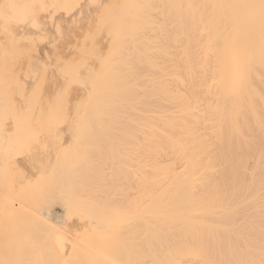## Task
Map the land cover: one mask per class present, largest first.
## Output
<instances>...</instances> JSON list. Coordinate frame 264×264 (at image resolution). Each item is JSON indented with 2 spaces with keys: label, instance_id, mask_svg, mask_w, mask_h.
Listing matches in <instances>:
<instances>
[{
  "label": "bare ground",
  "instance_id": "obj_1",
  "mask_svg": "<svg viewBox=\"0 0 264 264\" xmlns=\"http://www.w3.org/2000/svg\"><path fill=\"white\" fill-rule=\"evenodd\" d=\"M5 1L7 2L8 0H5ZM23 1L25 3H27V4H25V6H27L28 3H30L27 6V9L32 4L34 12H30V9H32L31 6H30L29 11H28V13L30 12L29 15L27 13H25L27 11V9L25 10V7L23 8L24 5L22 6V8L20 10L24 9L25 10L24 13L26 14V16L28 15L31 17V13H32V18L36 16L35 11H38L37 10L38 6L42 7V4H40V3L43 2V0H38V1L23 0ZM34 1L37 3L35 4ZM39 1H41V2L39 3ZM44 1H45V3L49 4V5L46 4V6H48L47 10L49 12H51V11L48 8H50L51 10L56 9L54 12L52 10V13L57 14L59 11H60L59 13H61L60 9L63 7V5L59 6V3H58L59 0L58 1L52 0V2L53 1L57 2V3L53 2L54 4L53 3L50 4L51 2L49 0H44ZM64 1L65 0H62L60 2V4L63 3ZM75 1H78V0H75ZM79 1H81V0H79ZM83 1L84 0H82L81 2H83ZM89 1H90V5L88 4L89 3L88 0H85L83 3L85 7L88 6V10L85 9L86 11H88L87 13L85 10H84L85 12H83V10H81V9H84V8H81L79 5V7L81 8V9L79 8L80 9L79 11H82V12H80L81 14L79 13V11H77V6H78L77 3L76 4L71 3V0L67 1V2L71 3L72 7L73 6L76 7L75 10L78 13L70 10L72 8L69 7L67 4L66 5L68 7L67 6L66 7L69 8L67 11H66V8L63 7V9L65 8L64 10L67 12V14L72 12L69 14V19L67 18L68 17L67 15H66L67 16L66 17L67 19H66L63 14H59V16L63 15V18L66 20V23H65L66 26H70V24H76L77 22H79L81 24L82 20L80 21V19H81L80 16L82 15V17L84 19V17H86L87 15L92 13V12L91 13L89 12V11H91V9L97 10L96 6L98 7L99 6L98 4L101 3V0H96L97 2H95L93 0V2H94L93 4L91 3L92 0H89ZM110 1H107V0L102 1V5L101 4L100 5L102 6V8L104 10H101L102 8L100 6L99 9L101 12L99 11V9L97 10L98 12L95 11L96 14H99V15H95L94 19H92L93 22L95 20V23H96L95 29H93V26H95V25H92V27H90L91 29L89 28V23L92 21L91 19L90 20L87 19L89 17L85 18V20L87 19L88 21L84 20L85 23L83 22V24H85L86 27L88 26L87 27L88 30H94V31H85V32H87L88 35H89V33L93 34L95 32V30H98L97 29V27H98L99 30H101V31L98 30L99 33L102 32L100 35H104L105 39H104V37L100 38L99 35H97V33H95L96 37H91V35H90L91 39L93 40V43L91 41V43L93 45L90 47V44L86 43V41H85L86 37L83 35L82 31H79V33L81 32L80 34H82V36L85 37V40L83 38H80L81 40H79V36H78L79 34L78 35L75 34L76 36L72 35L73 32L75 33V31H77V29H75L76 25H74V27H72V28L69 27V28H71L70 30L75 29V31L69 32L72 35V36L68 35L70 37V39L66 35L68 37V40H71L72 37L75 36V41L73 40L74 45L72 43H70V41H69V43L74 46V47L70 46L71 49L74 48V49H72L73 52L78 47V44L80 42L83 45H79V47L83 46V48H85V49L87 48V50L89 48V49H91V51H89V50L86 51V50H83L82 48L78 50V48H77L78 52L81 53L83 50L84 53L88 52L89 55L84 54L85 55L84 56L83 52L81 53L82 55H80V53L76 52V54L77 53L78 54L77 55L75 54L74 55L75 57H73V55L71 56L72 53H69V55L72 57V60H74L75 58L80 57V56L81 57L87 56L88 58L86 57L87 58L86 59V58L80 57L81 60H80V58H77V59H75V60H78L77 62L76 61L73 62L72 60L68 61V59L65 58V60H67V62H65L66 64H70L69 62H71V63L73 62V63L70 64L71 65L70 68L68 67V69L70 71L67 70L69 72H65V69L67 67L66 68L64 67L66 64L63 62L62 66L64 67V69H63L64 72L59 70L60 73L63 72L62 74L58 73L59 71L57 70V68L55 69V68H53V66L57 67V65H59L58 69H61L62 66H61L60 62L64 61V57L65 56L67 57L68 52L69 51L71 52L72 50L71 49L68 51L66 50V49L70 48L68 46V45H70L69 43L67 44L68 48L66 46V49H63L62 48L63 46H61V45H63L64 42H65L64 45H66V41L64 40L65 34L61 33L62 32L61 30H59L61 32H59L57 30V29H60V26L58 23H56V21L58 18V21L60 23V20H61L60 17L61 16L59 17L58 15H56L58 17H55L51 14L54 17L53 20L54 19L56 20V21L54 20V23H52L55 26L52 24H51L52 25L51 26L49 24V22L51 23V21H48V24L46 23L47 25L46 26L44 25L45 26L44 31H43V24H45V21L43 20V17L42 18L40 17V20L42 19L41 21L38 20L39 17L38 18L36 17L37 20L40 22L39 25H38L37 20L34 21V19H33L34 22H32L33 25H30L29 23H31V22H28L27 27L29 28V25H30V30H31V28L32 29L34 28L35 33L38 31V32H40L39 34H41V32H42V34L39 36V37H42V40L39 37H36L35 41L38 38V41L41 40L44 43L43 38L44 39L47 38V36L45 37V35H48L49 37L51 35H53L54 37L51 36L53 38H50V40L54 39L51 41L55 42V41H57V39H56L57 35L61 33L62 35L61 34L58 35L57 38H59V36H60L64 42L62 40H58V42L61 41V43L60 44L58 42H55V43H56V45L58 44L59 46L56 47L55 43H53V42H51V44H54L55 47L52 45H50V46H51V48H53V47L56 48V49L53 48L54 53H55V50L56 51H58V50H65L66 51V55H64V57L61 55L63 57L62 59H60V55L57 54V52L55 53V55L53 53V55L57 56V57H53L54 59H50V57L53 55H50V57L48 56L51 48L47 49V48H49L48 43L50 44V40H49V38H47L49 41L48 42L45 40L47 42L46 43L47 44L46 46H48L47 48L42 42L41 43L44 46L41 44V46L37 45L39 49L36 47L39 50L38 52L40 55L41 54L46 55V51L49 50L47 55L45 56V58H47V59H43L42 57H41L42 58L41 59L39 57L41 60H43L42 62L44 64L42 63V66H41L40 59L37 57L39 54L37 56H32L35 54V53L33 54V51L34 50L37 51L35 48H34V50L29 49L30 52L27 51L29 54L26 52V55L28 58L31 56L33 59H39V60H37V63L35 64L34 60L32 58H29V60L32 59V61H33V62H31V60H30L29 62L34 63L35 64L34 66L36 68H38L37 70L41 71V69H43V67L46 66L48 63V62L46 63L45 61L50 60L52 63V61L54 60L53 61V63H54L58 59L57 60V62L59 61L58 64L56 62V65H54L55 63L51 64L49 62L48 64H51L52 66L47 65V67L49 66V67H52L54 69V73L57 72L58 75L60 74L59 77H62V79H60L57 75L55 76L52 73L53 72L52 71L51 73L53 74V78H54V76L56 78L58 77L57 82H59V81L65 80L63 78V76L65 77L66 75H64V74H66V73H68V74L70 73L71 77L69 76L70 79L65 77L67 81L66 82L63 81L62 83L60 82L61 83L60 84V83L55 82L56 79H54L55 80L54 81V80H50L49 78H47V76L50 74L49 73L50 71L47 73L48 75H46V73L43 71V73L46 75V78L49 81V82H47V81L45 82L42 79V78L45 79V77H44L45 75L41 72L42 77L39 76L40 71H38L39 73H37L36 68H35V71L32 70L34 68V66H32L33 64L28 63V64H30V67H32V69H30V70H32L33 72H36L35 74H37V75H35V76L41 77V79H42L40 82L38 81L37 84L40 86L41 82L42 81L44 82V84L41 86V88L43 87L42 89H40L39 86H37L38 89H36L37 87L34 85V83H36L37 82L36 80H39V79H37L35 77L36 78L35 82H31V81H33V80H30L32 78L26 77L27 75L26 76L21 75V74L20 75L23 76V78L24 77L28 78V80H30V82L33 83L31 85H34L36 87L35 90H37V92L39 91V89L42 90V92H45L44 88L49 89L48 92L46 91L47 93L45 92L46 94L42 93L41 91L39 93H37V92H34L35 90L34 91L32 90L33 95H35V93H37L38 96H39V94L40 95L42 94L41 96L44 95L43 97H41L42 99H44L45 96L47 95L46 97L49 99V102L47 100L46 101L44 100L45 102L43 101L44 102L43 106L41 105L42 106L41 108L45 107L44 110H46L47 109L46 107H48L49 104L51 103L53 94L56 93V91H58L57 88H60V86H66L67 90L65 87H63L65 89V91H63V88L61 89L62 93H64L63 95H65V98H66V95H67L66 91H68V89H69L68 86H71V88H73L74 85H71V84H74V83H72V81L76 82V80H77V82L75 83L76 84L75 87L77 89L75 87L72 90L69 89L70 91H72V93L69 94L68 100L71 98L69 100V102L72 104L68 105L69 102L64 104V102L62 101V99L60 97L63 95H62V93L59 92V94H55L54 96H55V99L60 98L59 101H61V102L58 103L60 106H57V103H54V105H56V107L54 105H50V106L54 107V111L53 110L51 111V109H49V107L47 110H50L51 112L58 113L57 108L61 107V104L65 105V106L64 105L63 106L65 107L66 110H62L63 106L61 107V111L59 108V113L60 112H61V114L64 113V114H62L63 117L60 114L57 115L58 117L60 115L62 117V119L65 118V120L63 119L64 122H63V120L60 119L64 125L66 124V126H64V128H66L67 125H68V127H70L69 122H71V120L75 119V116H74L75 114H78L77 116L82 115L83 121H84V118H86V120L84 121L85 123L81 121V123H83L81 125H83V126L80 125V127H82L83 130H82V128L80 129L79 126H78V128H79V131L80 130L83 131L82 139H80L81 143L83 142V143L89 144L88 145L89 149L86 148V150L84 151V148L87 147V145H85L84 148L81 147V148H83L82 149L83 153H82V151H80L81 156L80 157L76 156L77 159L80 158V159H78V161L80 160L81 162H77V159H76L74 161H76L77 163H75L72 159H75L76 157L72 156V159H71V156L68 157V155H69L68 153L69 152L71 153L73 151H74L73 153H75L77 150L80 149L79 145L81 143H79L80 142L79 139H77V141H79V142H77L76 139H74V138H79V136L77 135L78 136L77 137L74 133L73 136H76V137H72V139H70L71 137L69 135H71V133H69V135L68 134L66 135V138H67V136L70 137L69 138L70 142L75 143V144L72 143L73 144L72 145L73 147H72V146H69V144H70L69 142L68 143L66 142V144H68L66 146H69V148L67 147V149L65 148V145L63 146L62 143L60 142L61 143L60 146H63L62 148L61 147L60 148L62 151H65V149H66V152H64L65 153L64 155L67 154L66 156L68 159L65 158L64 155H63V157L67 161L69 160V158L71 160L68 162L65 161L64 164L70 163V162H72V163L74 162V163L72 166L70 164L68 166L65 165V167H64L65 169H61V172H60V175H58V178H59V176H60V178L64 177L62 182H61V180L59 181L60 178L59 179L56 178V179H58L59 182L54 181V183L52 181H51L52 183L49 182V179H47L49 183L53 184L52 188H51V184L49 185L47 183L49 185V186L48 185L47 186L50 187L49 189L53 190L52 191L53 194H51V192H48L45 190H44V193L48 192L49 194L53 195L51 197L54 200L52 199L50 201L51 198H49L50 196L48 195V193L47 194L43 193L42 195L44 197L40 196L41 195L40 191L42 188L41 189L39 188L40 189L39 194H37L38 193L37 191L39 189L37 191L35 190L37 192L36 193L37 196L39 195L41 198H43V200H44V198L45 199L48 198V199H46V201H43V202H45V203H42L44 205L38 206L39 211L41 212V210H40L42 208L41 206H45L46 209L42 208V212L45 209V214H44L45 218H46V220L49 219L47 222H50V220L51 219L53 220V218L58 219V215H59L58 210L56 208V211H55V210H53V208H54V206H56L59 203V201L60 202L62 201L61 203H59L60 206H58L59 205L58 204L57 207L58 208L60 207V210L63 211L64 216H65V212L67 214V212L69 213L71 210H75V212H77V213H78V211H81V213H83V209H84L83 203L86 200L84 198H86L85 194H87L90 196V199L92 198L94 200V201L92 200V202H95V203H93V205H91L87 208V211L92 213V212L98 210V207L96 205L100 203V200L103 197H105L106 196L105 194L107 193V191H106L107 189L105 190V186L99 182L111 181V182H113L114 186H118L116 188L118 189L119 192L122 190V192H120L121 195H122L123 191H125L126 194H124L125 193L124 192L123 196L124 195L129 196V197L134 196V203L131 205L130 208H131V211H133L134 214L137 216V219H135V221L133 222L132 227L128 228V230H126L125 232L118 234L116 236L119 239L118 240L119 243H125L126 240H128L129 243H134L137 240L141 239V237L143 235L142 234L143 229L149 230V234L154 238H157V236L158 237L162 236L161 231L156 229L159 227H156V222L153 219V216H154V214H157L158 212L159 213H170L174 210L175 205L177 204L176 202H172V197L170 196L171 193L177 192V187L171 185V187L169 188V187H165V184H173L176 182L193 180V179L194 180L198 179L200 182H202V184H204L206 182H211V181L237 180V179L241 178L242 174H243V170H242L243 167L240 164V159L244 156H246L245 158H247L248 160L251 161L252 169L255 170L256 172H258L259 175H262L263 179H264V117H260V113H259V111L261 110V107L264 106V0H112L111 2ZM3 2H4V0H3ZM14 2H16V0ZM18 2H20V0H18ZM1 3L2 2H0V4ZM7 3H6V5L3 3L0 5V8H1L0 10L2 12L5 11V16H6L5 20H3L2 15L4 16V14H3L4 12L2 13V15H0V19L2 21V22L0 21V26L2 24V26L0 27L1 28L0 30H3L4 32H6V31L8 32V27H6V26H10L9 31L10 30L12 31L11 35H10V33H8V34L5 33V34H6V36H8V35L12 36L11 39L13 40V38H15V35L13 36V34H12L14 32L11 29L12 23H13V27H14V28L13 27L12 28L15 30V26L17 29L19 27V25H18L19 21H20L19 24L22 22V24H20V25H24L23 26L24 28H25L26 22H23L25 20L22 21V20H20V18H19V20L17 19V17L15 18V13L16 14L18 13L16 11H19L17 9L20 8L19 6H21V5H17L16 3H14V5L16 4L15 6H17V8H16V10H14V13L11 12L12 13L11 14V13H9V11H11L12 9H8V11H7V8H8L7 5L9 6L12 3V1L9 4H7ZM45 3L43 2V4H44L43 7L45 6ZM18 4H20V3H18ZM38 4H40V5H38ZM79 4H81V3L79 2ZM53 5H55V6H53ZM57 5H58V7H57ZM92 5H93V8H91ZM12 6L13 5L11 4L10 8ZM51 6L56 7V8H52ZM2 7H3V9H2ZM43 7L41 9L40 8H38V9H40L43 12L44 11L43 9L46 8V7H44V8ZM59 7H61V8H59ZM4 9H6V10H4ZM1 11H0V14H1ZM6 11L11 15L6 13ZM41 11L38 13L42 14ZM68 11H70V12H68ZM66 12L65 13L62 12V13L66 14ZM6 14H8L9 18L13 15L14 17H12V18H14V19L7 18ZM19 14L22 15L23 13H19ZM34 14H35V16H34ZM46 14H47L46 15L47 17L46 16L45 17L47 19H49L51 16L49 15V18H48V13L46 12ZM79 14H80V16H79ZM70 15L72 17L76 16V18H78V16H79L80 19L79 18L78 19L73 18V21H72V20H70V19H72V17ZM84 15H86V16H84ZM16 16L19 17L18 14ZM21 17H23V16H21ZM23 18L25 19V15ZM23 18H21V19H23ZM32 18L30 19V21L32 20ZM6 19H8V21ZM11 19L13 20L12 22H11ZM47 19H45V20H47ZM75 19H76V21L77 20L78 21L76 22ZM67 20L71 21L70 24L68 23ZM3 21H5V22H3ZM26 21H27V18H26ZM10 22H11V24H10ZM42 22H43V24H42ZM63 22H65V21H63V19H62V24H64ZM5 23H6V25H5ZM86 23H87V25H86ZM41 24H42V26H40ZM91 24H93V23H91ZM91 24H90V26H91ZM36 25L41 27L42 31H39L41 29H39V27H38V29H39L38 30L36 28L37 27ZM56 25H58V26H56ZM4 26H5L6 30L3 29ZM20 27H22V26H20ZM51 27H52V29H51ZM61 27L65 28V30L67 28L63 25ZM69 28H67L68 30H66V31H70ZM87 28H86V30H87ZM34 29H33V31H34ZM36 29H37V31H36ZM45 29H47L48 32ZM50 29L54 30L58 33H56V32L54 33V31H50ZM80 29L83 30L82 28H80ZM45 31H46V33H45ZM18 32H20L22 34L27 33L24 29H23L24 33L21 32V29ZM32 32L30 34H32L33 38H35V33L33 34ZM51 32H53V34L49 35V33H51ZM2 34L0 33V35H1L0 39L3 41ZM37 34L38 33H36V36L39 35V34L38 35ZM10 36H8L9 39L4 37L5 39H8L7 41L9 42L8 43L9 45H10V41H11ZM92 36H95V35L93 34ZM22 37H23V35H22ZM24 37H26V36H24ZM29 37H31V35ZM98 37H99V40H97ZM93 38L94 39L96 38L97 41L94 40ZM102 38H103V42H102ZM17 39H19V33L17 35ZM29 39L31 41H33L31 38H29ZM73 39H74V37H73ZM16 40H13L14 43H13V45H11L10 49H12V50H11L10 54L15 52L13 54L19 59V57H21V55L19 56L18 55L19 53L16 52L17 51L16 48L14 49L15 42L16 43L18 42ZM76 40L77 41L79 40V41L77 42ZM4 41H6V40H4ZM25 41H23V42H25ZM94 41H95V43H94ZM19 42H21V41H19ZM19 42H18L17 46H15V47H18V51L20 52L22 49L19 48V46H20ZM6 43H5L4 51H3V47H1L2 44L0 45V50L3 51V52L0 51L1 52L0 57H1V59L5 60V61L0 60V65L3 62H5V65H3V67L1 65L2 69L0 67V69L2 71H4V72H2L3 74H5V71L10 69L9 67L12 66V61H13V66H15V63H14L15 59L13 58L15 56H13V54H12L13 57L10 55L11 56V58H10L9 54H8L9 51L7 52V54L6 53L4 54V52H6L5 50H7V49L9 50L8 46H7L8 48H6ZM26 43H24V44H25V47L27 48V47H29V44H26ZM75 43L77 44V46ZM85 44H87L86 45L87 47H85ZM95 44L100 46V47L98 46L99 49L102 47V51L95 52V49L97 48L96 47L97 45L95 46ZM31 45H36V42L34 44H31ZM31 45H30V48L31 47L33 48V46H31ZM39 45H40V41H39ZM12 46H13V48H12ZM40 47L43 49L41 50ZM44 47L46 48V50L44 52L45 54L42 52V51H44ZM60 47L62 49H60ZM64 48H65V46H64ZM23 50H24V46H23ZM31 50H33V51H31ZM104 50L107 51L106 55H105L106 57L103 55L100 56V54H99L100 52H101V54H103L102 52ZM52 51L53 50L51 49L50 54H52ZM65 51H64V54H65ZM40 52H42V53H40ZM16 53L18 56L16 55ZM94 53H96V54H94ZM3 54H4V58H2ZM23 54H25V53H23ZM23 54H22V56H23ZM61 54H63V52H61ZM104 54H105V52H104ZM5 55H7V56H5ZM26 55L23 56L22 59L24 57H26ZM67 58H69V57H67ZM83 59H85V60L83 61ZM87 60H88V62H86ZM80 61H82V63L84 65L80 66L82 64ZM24 62L25 61L23 60L21 62V64ZM26 63H27V61H26ZM7 64H9V65H7ZM78 64H80V65H78ZM22 65H25V64H22ZM4 66H6V68L8 66L9 67H8V69L5 68L6 70L5 69L3 70ZM17 67H14V69ZM21 67L25 69V70L21 69L24 71H26V68L28 69V67L25 68V66H20V68ZM49 67H48V69L47 68L46 69L52 70ZM82 67L85 70V72L84 71L81 72ZM55 70H57V71H55ZM10 71H8V72H10ZM20 71L17 70V72H19V73H20ZM15 73L16 72H14V74ZM31 74H29V76ZM18 76H19V74H18ZM1 77H3V76H0V78ZM11 77L12 76H10V78ZM17 77H14V78H17ZM3 78H1V79H3ZM26 78H24V79L20 78L19 79V77H18L17 80L12 79V78L11 79H12V82H13V80H15V82L17 84L14 82L13 83L16 84V86H17L19 83L18 80L24 81ZM50 78L52 79V75ZM73 78H75V80ZM5 79H3L4 82H5ZM47 79H45V80H47ZM28 80H27V82L29 83ZM23 81H20L19 85L21 84V82H22V85H24ZM7 82H8V80H7ZM24 82H26V81H24ZM45 84H46V87L44 86ZM3 85L6 86V84H3ZM3 85H1V86H3ZM25 85L29 86L30 84L29 85L25 84ZM47 85H49V87H51L52 90H50V88ZM1 86H0V88L2 89ZM10 86H11V84H10ZM22 87H24V86H22ZM8 88H7V86L5 87L6 90ZM29 88H30V86H29ZM1 89H0V91H1ZM13 89H14V87H13ZM19 89H21V91H24L26 93H27V91H29L28 89L25 91V89H22L21 87ZM15 90H17V88ZM19 91L20 90L17 91L18 92L17 97H20L18 99L19 100L25 99L22 97V95H24L23 94L24 92L21 94V91H20V93H19ZM51 91H52V93H51L52 96L50 95L51 96V100H50V96L48 95V93ZM11 94H14V93H11ZM5 95H7V94H5ZM25 95L24 96L28 99L27 94H25ZM7 96H9V95H7ZM29 96H30V93H29ZM56 96H59V97H56ZM0 97H2V96H0ZM34 97H36V96H34ZM10 98H12V97H10ZM36 98H35V100H37ZM41 98L40 99L38 98V101L41 100ZM47 98H45V99H47ZM18 99H15L14 101H16ZM27 99L23 100L24 103H26L25 101ZM30 99L32 100V97ZM27 101L32 102L30 100H27ZM54 101L57 102V99ZM66 101H67V99H66ZM46 102H48V104ZM24 103L19 104V108L21 110L18 108L17 105H15V103H13V104L11 103L13 105V107L15 105V106H17V108L15 107L16 110H14L13 108L11 110L12 106H8V109H5L6 110L5 112H8V114L10 116L6 113L7 116L12 118V116H11V114H12L13 117H16L18 115V113H21V111H22V113H25L24 115H26V116L28 115L27 117L29 119H31V117L34 115L35 109H38V113L36 110L37 115L35 113V116H33L35 119H39L42 116L41 114H44L45 116H48L49 114H51V112L48 113L47 110H46V113H42V109H40V106H39L40 104H42L40 101L39 105H38V103L35 104L33 102L32 103L34 105L33 106L30 103L33 107H37V105L39 106L35 109L32 108L33 109V113H32L33 115L31 114L32 115L31 116V115H29L31 113V112L29 113V111H31V109H30L31 105H30L29 111H28L26 107H28L29 104L26 103L24 105ZM5 104H4V106H6ZM51 104H53V103H51ZM66 104H67V106H66ZM26 105H28V106H26ZM44 105H46V106H44ZM22 106H24L26 108V111L29 114H26V112H24L25 108H21ZM1 108L3 109L2 105H1ZM17 109L20 111L17 113H14V111L16 112ZM39 109H40V112H39ZM55 109H56V111H55ZM8 110H10V111H8ZM12 111H13V113H11ZM1 112H3V111H1ZM1 112H0V114L3 115ZM6 114H4V115L6 116ZM68 114L71 116L73 115V118H71L70 116L68 117ZM64 115H66V116L64 117ZM26 116H24V117H26ZM55 116L56 115H54V118H55ZM51 117H52V114H51ZM79 117H78V119L81 120V118H79ZM0 118H1V116H0ZM11 118H9V119H11ZM68 118L71 120L68 121L69 120ZM18 119H16V121H14V122H18L17 121ZM45 119L51 120L52 118L49 119V116H48ZM45 119H43V120H45ZM52 120L50 122L53 123ZM45 121H47V120H45ZM45 121H44V123H46ZM55 121L56 120H54L53 124H55ZM58 121H59V119L57 120V124H55L56 126H54V127H56V130L58 128L57 125H59ZM73 121H72V123L74 125L71 123L72 126H71V130L69 129L70 131H74V129H77L75 127L76 123H74V122H77V119H76V121H74V122ZM10 122L11 121H9V123H7V122L6 123L10 124ZM14 122L11 123V125L13 124L14 128L17 126L20 128V130L23 129V131H25V132L28 129H29L28 131L31 130L30 132L32 133V135L28 134L29 135L28 139L29 138H31L32 140L38 139V138H36V135H37V137H39V135H38L39 133L38 134L33 133V131H32L33 129H31V127H30V125L36 126L35 123L33 124V123L29 122V125H28V122H25L28 125V127H27V125L25 123L20 124V123H14ZM66 122H68V124ZM6 123H5V125H6ZM52 123L50 124V128H51ZM78 123L79 122H77V125H78ZM14 124H16V125H14ZM42 124H43V122H42ZM20 125L22 128L20 127ZM23 125H25L27 127V130L24 129L25 126H23ZM61 125L62 124H60V127H61ZM62 127H63V125H62ZM35 128H37V130H38V127H35ZM43 128H44V126H43ZM43 128H40V129L42 130ZM46 128H48V127H45V130H46ZM5 130L7 131V129H5ZM9 130H8V132H9ZM45 130L43 129L44 132H45ZM28 131L26 132V135H27ZM55 132H57L59 134L60 130H59V132H58V130ZM75 132H76V134H79L78 131H75ZM15 133H16V131H15ZM18 133H19V131H18ZM45 133H47V131ZM45 133L43 134V132H42V134L44 135L43 137H46V135H49V134L45 135ZM65 133H68V132H65ZM33 134H34V136H33ZM15 135L13 136L14 138H12V139H15ZM62 135H64V134L61 133V135H57V136H61L62 138H64ZM31 136H33V137H31ZM40 136H41V134H40ZM22 137H24V135ZM61 137L57 138L58 141L60 138L63 141V143H65L64 142L65 140H63ZM12 139H10V140H12ZM20 139L21 138L19 137V140ZM28 139H25V140H28ZM36 140H33V141L36 142ZM67 140H68V138H67ZM73 140H75V142ZM13 141L14 140H12L11 142H13ZM44 141H45V139H44ZM58 141H57V143H55V142L53 143V144H55L54 147H56V144L58 145V143H59ZM5 143H7V142H5ZM77 143H79V145ZM83 143H82V146L84 145ZM20 144H22V143H20ZM40 144H41V147H43L45 145H47V147H48V145H50V142L49 143L47 142L46 144L44 143L45 145H43L41 142H40ZM74 145L78 146V149ZM32 146L33 145H30L31 151L33 152L34 149L32 148ZM9 147H11V146H9ZM26 147L24 149H27ZM33 147H35V146H33ZM44 148H46V147H44ZM49 148H50V146H49ZM56 148H58V146ZM56 148L54 151L57 153L60 151V149H58V151H56ZM63 148H65V149H63ZM73 148H76L77 150L75 151V149L73 150ZM70 149H72V150L70 151ZM36 150L38 152V148H36ZM42 150H45V149H41V151ZM41 151L38 152L39 156H41L40 155ZM49 151L50 150H48V152L43 151L45 153L44 156H46V153L49 155L50 154ZM62 151L59 152L60 153L59 155L57 153L54 156V157H56L55 159L58 160L57 157L58 156L60 157V155H61V158L63 160ZM80 152L77 151V155H80ZM34 154H35V152H34ZM3 156H5V155H2V157ZM42 156H43V153H42ZM44 156H43V158H45ZM51 156H49L51 159L54 158ZM74 156H75V154H74ZM30 157H32V156H30ZM34 157L35 156L32 157L33 160H34ZM27 158L30 159L28 156H27ZM40 158L41 157H39L38 159H40ZM43 158H42V160H43ZM23 159H24V157H23ZM28 159H27V162H26V160H25V162L29 164L30 160H28ZM4 161H6V157H5ZM47 161H48V159H47ZM52 161H53V159H52ZM52 161H50V162L48 161V163H50L49 169H51V167H52L51 166ZM36 162H37V160H36ZM45 162L40 164V167H41L40 171L43 170L42 165L46 164ZM30 163H32V162H30ZM33 163H35V162H33ZM61 163L63 165L62 161H61ZM61 163H59V164H61ZM0 164H2V163H0ZM10 164H12V161ZM17 164L19 165L18 161H17ZM74 164H76V165L80 164V166H76V168H75ZM23 165L25 166V164H23ZM30 165L32 167V164H30ZM30 165H29V167L27 165L28 168L26 167L27 170H29V171H30V169L35 170L36 168L37 169L40 168L38 164L37 165L34 164V166L32 168L30 167ZM54 165H56V162L53 164V166ZM63 166H61V167L63 168ZM9 167L10 166H8V168ZM43 167H44V165H43ZM61 167L58 165L57 168L59 169ZM18 168H19V166L15 169H18ZM57 168L55 169L56 171H57ZM0 169H2V168H0ZM49 169H46V170L48 171ZM20 170H22V169L20 168ZM34 170L30 171V172L35 173L39 169L35 170V172H34ZM44 171H45V168H44ZM59 171H60V169H59ZM59 171H57V172H59ZM26 172L28 174L30 173L28 171H26ZM26 172H25V176H26ZM5 173H6V171H5ZM12 173H13V171H12ZM48 173L50 174V172H48ZM48 173L46 175V171H45L44 174L41 173L42 175H39V176H40V178L43 175L48 177V176H50ZM54 173H55V171H54ZM9 175H8V177H9ZM13 175H15V173ZM51 175H52V173H51ZM53 175H52V177L55 176V175L54 176ZM29 176H30V174H29ZM31 176H32V174H31ZM56 176H57V174H56ZM35 177H36V175H35ZM65 177L66 178L69 177V181H66ZM71 177H72L71 181L73 180V183H75L74 185H76L77 182L78 183L81 182V183H79L80 185L78 183H77V185H79V188L81 186V189H82V187L84 188L83 191L81 192V194L84 196L83 197L81 195L82 199H78L77 196L74 198V195H71L73 190L71 191L70 189H74V190L76 189V186L73 188L74 185L72 183H69V182H71L70 181ZM10 178L11 177H9V179ZM16 178H18V177H16ZM30 178H32V177H30ZM44 178L42 180H45ZM27 181H30V179ZM45 182H47V181L45 180ZM63 182H65V183H63ZM33 183H34V181H33ZM33 183L31 182V184H33ZM36 183H38V182H36ZM39 184H41V181ZM81 184H83V185H81ZM115 184H117V185H115ZM123 184L127 185L128 188H121L120 185H123ZM3 185H6V184H3ZM7 186H9V188H11L10 185L7 184ZM28 186L30 187L31 185L29 184ZM44 186H46V185H44ZM48 187H46V188H48ZM99 187H100V189L103 190V191L101 190L102 194L100 192V189L98 190ZM24 188L27 189L26 185L24 186ZM0 189H2V188H0ZM81 189H79V190L81 191ZM113 189L114 188H112L111 190H113ZM54 191H55V194H54ZM70 191H71V193H70ZM94 192L95 193L100 192V193L94 194ZM112 192H114V191H112ZM77 193L79 194V191L76 192V194ZM2 194H4V196H5L4 192ZM31 194H32V196H29V197L33 198V196H34L33 192ZM36 194L34 196L35 199H37V198L40 199L39 197L36 196ZM92 194H94V196H92ZM159 194H161V195L168 194L169 195V202H167L166 205H164L163 207H159V205H158L157 195H159ZM46 195H48V196H46ZM54 195H55V197H54ZM56 195H58V197L60 199L58 198V200H57ZM61 195H62V197H60ZM96 195H98V196H96ZM26 197H28V196H26ZM55 198L57 200V203L55 201ZM48 200L50 201L49 203H48ZM87 200H88V197H87ZM29 201L27 200V202H25V203H28ZM40 201H42V200H39V202ZM53 201H55L54 204L56 203V205L53 204ZM9 202H8V204H9ZM25 203L19 202L16 204H12L11 206H13L15 209H17L18 212H20V209H22V207L24 208L23 204H25ZM34 203H35V201H34ZM10 204H11V202H10ZM31 204L32 203H30V205ZM49 204L53 208L50 206H49V208H47ZM28 205H29V203H28ZM32 206H28V207H31V209H33ZM38 207H36V208L38 209ZM117 207H119V208H117ZM117 207H116L117 208L116 210L120 209V206H117ZM34 208H35V205H34ZM37 209L36 210L33 209V210L36 212H39ZM9 211H10V209H9ZM24 211H25V213H24ZM24 211H22V212L24 213V216H25V214L27 215V211L26 210H24ZM29 211H31V210H29ZM36 212H34V213H36ZM59 213H61V212H59ZM0 216H1V214H0ZM27 216L30 217L29 214ZM37 217H39V219L41 218L40 216H37ZM6 218H8V217H6ZM60 218L61 217H59V219ZM248 218L250 219V221L252 223L254 222L252 220L253 215L248 216ZM40 220H38V222ZM52 220H51V224L53 222ZM86 221L87 220H84V224H87ZM38 222L36 221L35 223L38 224ZM44 222L45 221L42 222V225H45V224H43ZM56 222H57V220H56ZM82 223H83V221H82ZM53 224H55V223L53 222ZM46 225H47V223H46ZM37 226L41 227L40 222ZM38 227L36 229H37V231L38 230L39 231L36 233H39L40 234V235L38 234L39 236H41V234L45 235V232H44V234L42 232V228H38ZM48 228H50V224H48ZM44 230L49 231V230H47V228L45 229V226H44ZM0 231H2V230H0ZM36 233H35V235H36L35 239L38 236ZM116 237H115V239H116ZM72 239H73V237H72ZM81 243L85 244L84 242H80V245H81ZM74 246H75V244H74Z\"/></svg>",
  "mask_w": 264,
  "mask_h": 264
},
{
  "label": "rangeland",
  "instance_id": "obj_2",
  "mask_svg": "<svg viewBox=\"0 0 264 264\" xmlns=\"http://www.w3.org/2000/svg\"><path fill=\"white\" fill-rule=\"evenodd\" d=\"M9 1V0H8ZM7 1V2H8ZM12 1V7L10 8V5L8 6L7 5V11H8V9H12L11 11H9V13H11V12H13L14 13V10H16V8H17V6H15L16 4L17 5H21V6H19L20 8H18L17 10H19V11H16V12H18L17 14L19 15V17L18 16H16L17 14L15 13V18L17 17V19L19 20V18H20V20H25V21H23V22H26V24H25V28L23 27L24 25H20V24H22V22L19 24V22H18V25H19V27H18V29L16 28V26H15V30L13 29L14 27H13V23H12V26H11V29L14 31L12 34H13V36L15 35V38L17 39V35H18V33H19V39H15V38H13V40H16V41H21V42H19V48L20 49H22L20 52L18 51V47H15V46H17V44H18V42L16 43L15 42V46H14V49L16 48V52L17 53H19L18 55L20 56L21 55V57H19V59L13 54V53H15V52H13L12 54H13V56H15V57H13L12 56V54H10L11 53V50L12 49H10L11 48V45H13V40L11 39L12 38V36H10L11 35V30L9 31V28H10V26H6V27H8V32L6 31V32H4L3 30H0V33L2 34V39H3V41L0 39V41L2 42H0V45L2 44V46L1 47H3V51H4V49H5V43H6V48H8L9 47V50L7 49V50H5L6 52H4V54L6 53L7 54V52L9 51V57L11 58V56L15 59V61H14V63H15V66H13V61H12V66L11 67H9L10 69H8V67L6 68V66L7 65H9V64H7L6 66H4V68H3V70L6 68V69H8L7 71H5V74H3L2 72H4V71H2L1 69H2V67H3V65H5V62H3L1 65H2V67H1V65H0V67H1V75L0 76H3V77H1V78H3V79H5V82L3 81V79H1L0 80V86L1 85H3V84H6V86H7V88L10 86V84H11V86L6 90L5 89V85H3V86H1L2 87V89H1V91H0V96H2V97H0V112L1 111H3V112H1L3 115H1L0 114V116H1V118H0V132L2 133H0V163H2V164H0V168H2V169H0V188H2V189H0V214H1V216H0V230H2V231H0V264H264V179H263V176L262 175H259V173L258 172H256L255 170H253L252 169V166H251V161L250 160H248L247 158H245L246 156H244V157H242L241 159H240V164L242 165V170H243V174H242V177L241 178H239V179H237V180H229V181H211V182H206V183H204V184H202V182H200L198 179H193V180H186V181H181V182H176V183H173V184H165V187H171V185L172 186H175V187H177V192L176 193H171L170 194V196L172 197V202H176L177 204L175 205V208H174V210L172 211V212H170V213H157V214H154V216H153V219L155 220V222H156V227H159V228H156V229H158V230H160L161 231V234H162V236H157V238H154V237H152L150 234H149V230H147V229H143L142 230V237H141V239H139V240H137L136 242H134V243H129L128 242V240H126V242L125 243H119V239L116 237L118 234H121V233H123V232H125L126 230H128V228H130V227H132L133 226V222L135 221V219H137V216L134 214V212L133 211H131V205L134 203V196H131V197H129V196H126V195H124L123 196V193L125 192V191H123V193H122V195L120 194V192H122V190L119 192L118 191V189L116 188V187H118V186H114V184H113V182H111V181H104V182H99V183H101V184H103L104 186H105V190L107 191V193L105 194L106 196L105 197H103L101 200H100V203L99 204H97L96 206L98 207V210H96V211H94V212H92V213H90V212H88L87 211V208L89 207V206H91V205H93V203H95V202H92V198L90 199V196L89 195H87V194H85L86 196V198H84V199H86L87 200V197H88V200L86 201L85 200V202L83 203L84 204V209H83V213H81V211H78V213L77 212H75V210H71L69 213L67 212V214H66V212H65V216H64V213H63V211L62 210H60V207L58 208L57 207V205L59 204V203H61L60 201H59V203L56 205V203H57V200H58V195H56V198H57V200H56V198H55V201H56V203L54 204V202L55 201H53V204L54 205H56V206H54V208L52 207V206H50V204L48 205V207L47 208H49V206L50 207H52L53 208V210H55L56 211V208H57V210H58V219H56V218H53V222L55 223V224H53V222H52V224H51V220H50V222H47L49 219H47L46 220V218H45V206H41L42 208H45L44 210H43V212H42V208L40 209L41 210V212L39 211V207L38 206H40V205H44V204H42V203H45V202H43V201H46V199H48V198H44V200H43V198H41L40 196H43L42 194L44 193V190L45 191H48V192H51V194H53L52 193V191L53 190H50L49 188L50 187H48L52 182L54 183V181H58V179L60 178V176H59V178H58V175H60V172H61V169H65L64 167H65V165H73V163L75 162V163H77V162H81L80 160L78 161V159H80V158H78L77 159V157H80L81 156V152L80 151H82V153H83V148L85 147V145H87V147H85L84 148V151L86 150V148H88L89 146V144H86V143H83L84 145L82 146V143H81V140L80 139H82V134H83V128L82 127H80V125L81 124H83V123H81V121L82 122H84L85 120H86V118H84V121H83V117H82V115H79V116H77L78 114H75L74 116H75V119H73L74 121H76V119H77V122H79L78 123V125H77V122H74L73 120H71V119H69L68 121H70L71 120V122H69V126L70 127H68V125H67V127L66 128H64V126H66V124L64 125L63 123H62V121L61 120H65V118H63L62 119V117H63V115L62 114H64V113H62L61 114V112L59 113V108H60V111H61V107L65 104V103H68L69 102V100L71 99H69L68 100V98H69V94L70 93H72V91H70V90H72L74 87H75V83L77 82V80H76V82H73L72 81V83H74V84H71V85H74L73 86V88H71V86H68L69 87V89H68V91H66L67 92V95H66V98H65V95H63L64 93H62V91H61V89L63 88V87H65L66 88V86H60V88H57L58 89V91H56V93H54L53 94V96H52V91L51 92H49L48 93V95L50 96H52V100H51V96H50V100H51V103H53V104H49V109H51V111L53 110L54 111V107H52V106H50V105H54V103H57V106H60L58 103H60L61 101H59L60 100V98L58 99V98H56L57 99V102H55L54 100H56L55 99V94H59V92L60 93H62V95L64 96H60L61 97V99H62V101L64 102V104L62 105L61 104V107H58L57 109V111H58V113H56V112H51L50 110H47L48 109V107H46L47 109V111H48V113H50L51 112V114H52V117H51V114H49L48 116H49V119H51L52 121H53V123H54V120H56L55 121V124H57V120L59 119V125H57L58 126V128H57V130H58V132H59V130H60V132H59V134L57 133V132H55V131H57L56 130V127H54V126H56L55 124H53L52 122H50L51 120H48V119H45L46 117H48V116H45L44 114H41L42 116L40 117L39 115V119H35L33 116H35V113H36V110H37V113H38V109H35V108H37V107H39L40 106V109H42V113H46V110H44V108H41L42 106H43V103L47 100L48 102H49V99L45 96V98H47V99H42L41 97H43V96H41L40 94H39V96H38V94L37 93H39L40 91L42 92V90H40V89H42L41 88V86L44 84V82L43 81H47V82H49L48 81V79L47 78H49L50 80H54V79H56V81L55 82H57V79H58V77H59V75L60 74H62L64 71H63V69H64V67L66 68L65 69V72H69L70 70L68 69V67L70 68L71 67V65L70 64H72L74 61H78V60H75V59H77V58H80L81 56L80 55H82L81 53L83 52V55L84 54H86V55H89V53L88 52H86V53H84V51L83 50H86V51H91V49H89L88 48V50H87V48L85 49V48H83V46L82 47H79V45H83L81 42L78 44V50L79 49H83L82 50V52L80 53V52H78L77 51V48L75 49V51L73 52V50L72 49H74V48H72L71 49V47L70 46H72V47H74L73 45V40L75 41V36L76 35H78L79 36V40H81L80 38H83L84 40H85V37H86V43H88V44H90V47L93 45L92 43H93V40L91 39V37H96V34L95 33H97V35H99V37L101 38V37H104V35H100L101 33H99V31H101V30H99V28L97 27V29L99 30H95V32L93 33L95 36H92L93 34H91V33H89V35L87 34V32H85V31H94V30H88V26L86 27L85 26V24H83V22H84V20H85V18L86 17H89V18H87V19H94V16L95 15H99V14H96L95 13V11H97L99 8H100V6L102 5V1H104V0H101V5L100 4H98L99 6L97 7L96 6V9L97 10H93V9H91V11H89L91 14H89V15H84V16H86V17H84V19H83V17H82V15L80 16V12H82V11H79L81 8H84V9H81V10H83V12H85L86 10L85 9H87L88 10V6H84V1L83 2H81V1H79L81 4H79V2L78 1H75V0H71V3H74V4H76L77 3V11H79V16L81 17V19L79 18V16H78V18L80 19V21H81V24L79 23V22H77L76 21V19H78V18H76V16L75 17H72L71 15V17H72V19H70V20H72L73 21V18H76L75 19V21L77 22L76 24H70V22L71 21H68V23L70 24V26H66V20L63 18V15L65 16V18L67 17L68 19H69V14L70 13H72V12H70V11H68V12H70L69 14H67V10L69 9V8H67L68 6L69 7H71L72 9H70V10H72L73 12H76V13H78L75 9H76V7L75 6H73L72 7V5H71V3L70 2H67L68 0H65L63 3H61L60 4V2L62 1H58V3H59V6H61V5H63V7H65L66 8V11L63 9V7L61 8V7H59V8H61L60 10H61V13H57V14H55V13H52V10L50 9V8H48L51 12H49L48 10H47V7L48 6H46V4L47 5H49L48 3H45V1L43 0V2L45 3V6L44 7H46V8H44L43 7V2L42 3H40L41 1H39V3L40 4H42V7L44 8L43 10V12L40 10L41 8L38 6V5H40V4H38L37 6V10L38 11H35V14H36V16H35V14H34V16L35 17H33L32 18V13H31V17L30 16H28L29 14H30V12H34V9H33V7H32V4L30 5L31 7H32V9H30V12L28 13V11H29V8H30V6H29V8L27 9V6L30 4V3H28V5L27 6H25V4H27V3H25L23 0H20V2H18V0H16V2H14L15 0H10L8 3L4 0V2H3V0H0V2H2L3 4H5L6 5V3L7 4H9L10 2ZM35 1H38V0H35ZM34 1V2H35ZM51 3L50 4H52L53 2L54 3H57V2H55V1H53L52 2V0H49ZM70 1V0H69ZM95 2H97L96 0H94ZM107 1H110V0H107ZM112 1V0H111ZM110 1V2H111ZM20 3V4H18V3ZM24 2V3H23ZM88 4L90 5V1L88 0ZM1 3V4H2ZM14 3H16L15 5H14ZM23 3V4H22ZM37 2H35V4H36ZM53 3V4H54ZM69 3V4H68ZM91 3L93 4L94 2H93V0L91 1ZM0 4V5H1ZM34 4V3H33ZM34 4V5H35ZM68 6H67V5ZM87 4V3H86ZM87 4V5H88ZM109 4V3H108ZM24 5V6H23ZM71 5V6H70ZM79 5H80V7H79ZM22 6H23V8L25 7V10L27 9V11L25 12V10L23 9V10H20L21 8H22ZM53 6H55V5H53ZM67 6V7H66ZM15 7V8H14ZM52 7V6H51ZM57 7H58V5H57ZM91 7V6H90ZM35 8V7H34ZM38 8H40V9H38ZM52 8H56V7H52ZM80 8V9H79ZM91 8H93V5H92V7ZM95 8V7H94ZM101 8H102V6H101ZM1 9V8H0ZM2 9H3V7H2ZM90 9V8H89ZM4 10H6V9H4ZM32 10V11H31ZM41 11V13L42 14H39L38 12H40ZM56 9H54L53 10V12L55 11ZM59 10V9H58ZM85 10V11H84ZM101 10H104L103 8L101 9ZM1 11V10H0ZM6 11V13H8ZM23 11V12H22ZM48 13V18H49V15L51 16L49 19H47L46 17V12ZM99 11H100V9H99ZM4 12V13H3ZM1 11V14L0 15H2V13L4 14V16L2 15V19L3 20H5V18H6V16H5V11ZM27 13L28 15L26 16V14L25 13ZM57 12V11H56ZM62 12H66V14H64V13H62ZM88 11H86V13H87ZM98 12V11H97ZM101 12V11H100ZM104 12V11H103ZM8 13V14H9ZM19 13H23L24 15H25V19L23 18L24 17V15L22 14V15H20ZM45 15H44V14ZM75 13V14H76ZM8 14H6L7 15V18H9V16H8ZM12 14V13H11ZM11 14H9V15H11ZM55 16V17H58L59 16V14H63L60 18H61V20H60V23H59V21H58V18H57V21H56V23H58L59 24V26H60V29H57L58 31L59 30H61V31H59V32H61V33H63V34H65L64 36V40L66 41V45H64V41H63V39H61V37L59 36V38H57L58 37V35H60V34H56L57 35V37H56V39H57V41H55V42H58V40H62L64 43H63V45H61V46H63L62 48L63 49H66V46H67V44L69 43V41H70V43H72V44H70V45H68L70 48H68V46H67V48L68 49H66L67 51L68 50H72L71 52L69 51L68 52V56L67 57H69V58H67L66 56L64 57V55H66V51L65 50H58V51H56L55 50V53L57 52V54H59L60 55V59H62L63 57H64V61H61L60 63H61V66L63 65V62L65 63V62H67V60H65V58L66 59H68V61H71L72 60V55H73V57H75L74 55L76 54V52H78V53H80V57H77V58H73L74 60H72L73 62L71 63V62H69L70 64H66L64 67L62 66L61 67V69H58V66L59 65H57V67H55V66H53V68H57V70L59 71H63V72H61L60 73V71L58 72V73H60L59 75L57 74V72H55L54 73V69L52 68V67H49V68H51L52 70H47L48 69V67H47V65H50V66H52L51 64H54V65H56V62H57V60H56V62H54L53 63V61H52V63H51V61L50 60H48V61H45L46 63L48 62H50L51 64H48L47 63V65L46 66H44L43 67V69H41V71L40 70H37L38 68H36L34 65L37 63V60H39L41 57L43 58V59H47V58H45V56L47 55V53H48V51H46V55H40L39 54V48H38V46H41V44L43 43L41 40H42V37H39L41 34H42V32H41V34H39L40 32H38L37 31V29H38V27L39 26H35L37 29H36V33H38L37 35L38 36H36V33H35V29H34V31H33V29L31 28V30H30V25H33V23L32 22H34V21H36L37 20V18L39 17V19L38 20H40V17L42 18L43 17V20L45 21V24H43V22H42V24H43V31H44V27L48 24V21H51V23L49 22V24L51 25L52 23H54V20H53V16ZM55 14V15H54ZM83 14V13H82ZM85 14V13H84ZM56 15H58V16H56ZM67 15V16H66ZM91 15V16H90ZM21 16H23V17H21ZM46 16V17H45ZM12 17H14L13 15L10 17V18H12ZM37 17V18H36ZM9 18V19H10ZM21 18H23V19H21ZM26 18H27V21H26ZM32 18V20L30 21V19ZM47 19V20H45V19ZM66 18V19H67ZM12 19H14V18H12ZM11 19V22L13 21ZM33 19H34V21H33ZM62 19H63V21H65V22H63L64 24H62ZM86 19V20H87ZM7 21H8V19H6ZM16 20V19H15ZM14 20V21H15ZM29 20V21H28ZM37 20V22H38V25L40 24V22ZM42 20V19H41ZM40 20V21H41ZM85 20V21H86ZM0 21H1V19H0ZM88 21V20H87ZM2 22V21H1ZM3 22H5V21H3ZM11 22H10V24H11ZM16 22V21H15ZM28 22H31V23H29L30 25H29V28L27 27L28 26ZM47 23V24H46ZM85 23V22H84ZM89 23V22H88ZM91 23H93V24H91ZM8 24V23H7ZM24 24V23H23ZM37 24V23H36ZM42 24L40 25V26H42ZM90 24H91V26H90ZM4 25V24H3ZM5 25H6V23H5ZM9 25V24H8ZM17 25V24H16ZM17 25V26H18ZM45 25V26H44ZM49 25V26H50ZM52 25H54V24H52ZM51 25V26H52ZM65 26V27H67V28H69V27H74V25H76L75 27V29H77V31H75V29H73V30H70L71 28H69V30L70 31H66V30H68L67 28H66V30H65V28H63V27H61V26ZM68 25V24H67ZM86 25H87V23H86ZM92 25H95V26H93V29H95L96 28V23H95V20H94V22H93V20L89 23V28L90 27H92ZM1 26H2V24H1ZM0 26V27H1ZM20 26H22V27H20ZM48 26V27H49ZM55 26V25H54ZM56 26H58V25H56ZM13 27V28H12ZM87 28V30H86V28ZM28 33H24L23 32V29ZM47 28V27H46ZM54 28V27H53ZM59 28V27H58ZM63 28V29H62ZM80 28H82L83 30H81ZM104 28V27H103ZM102 28V29H103ZM1 29V28H0ZM3 29H5L6 30V28H5V26H4V28ZM20 29H21V32H23L24 34H22V33H20V32H18V31H20ZM39 29H41V30H39ZM39 31H42V28L41 27H39ZM51 29H52V27H51ZM50 29V31H54V30H51ZM56 29V28H55ZM91 29V28H90ZM47 32H48V30L47 29H45ZM65 30V31H64ZM2 31V32H1ZM33 31V32H32ZM46 31H45V33H46ZM64 31V32H63ZM73 32V31H75V33L73 32L72 33V35H75V36H73L74 37V39H73V37H72V39L71 40H68V35H71V33H69V32ZM79 31H82L83 32V35L85 36V37H83L82 36V34H80L79 33ZM104 31V30H103ZM35 33V38H33V35L32 34H30V33ZM56 31H54V33H55ZM69 34H68V33ZM5 33H10V35H8V36H10V45L8 44L9 42L7 41L8 39H9V37L8 36H6V34ZM56 33H58V32H56ZM17 34V35H16ZM23 35V37L24 36H26V37H22V35ZM28 36H27V35ZM31 35V37H29L30 35ZM44 34V33H43ZM50 34H53V32H51V33H49V35ZM4 35V36H3ZM55 35V34H54ZM62 35V34H61ZM68 37H67V36ZM71 35V36H72ZM90 35H91V37H90ZM44 36V35H43ZM47 36V38H49V40H50V38H53L54 36L53 35H51V36H53V37H49L48 35H45V37ZM77 36V37H78ZM0 37H1V35H0ZM4 37H6V38H8V39H5ZM36 37H39L41 40H39L40 41V45H39V41H38V38H37V40L35 41V39H36ZM76 37V38H77ZM99 37H98V39L97 40H99ZM29 38H31L33 41H31L30 39L28 40ZM44 39L43 38V40H44V45L46 46L47 44V42L46 41H48V39ZM63 38V37H62ZM24 39V40H23ZM55 39V40H56ZM69 39H70V37H69ZM78 39V38H77ZM82 39V40H83ZM94 39V38H93ZM104 39H105V37H104ZM4 40H6V41H4ZM26 40V41H25ZM28 40V41H27ZM46 40V41H45ZM51 40H54V39H51ZM50 40V44L48 43V46H49V48H47L48 46H46V48L47 49H50L51 48V46L50 45H52V46H54L55 47V45H56V43L55 42H53V41H51ZM78 40V41H79ZM83 40V41H84ZM94 40H96V38L94 39ZM96 40V41H97ZM101 40V39H100ZM23 41H25V42H23ZM36 42V45H31V44H34L35 42ZM38 41V42H37ZM72 41V42H71ZM77 41V40H76ZM77 41V42H78ZM88 41V42H87ZM91 41H92V43H91ZM105 41V40H104ZM12 42V43H11ZM27 42V43H26ZM32 42V43H31ZM42 42V43H41ZM49 42V41H48ZM51 42H53V43H55V45L54 44H51ZM100 42V41H99ZM102 42H103V38H102ZM4 43V44H3ZM24 43H26V44H29V47H25V44ZM59 44L61 43V41L60 42H58ZM94 43H95V41H94ZM42 44V45H43ZM76 44V43H75ZM30 45L31 46H33V48L31 47L30 48ZM38 45V46H37ZM43 45V46H44ZM87 44H85V47H87L86 46ZM97 44H95V46H96ZM8 46V47H7ZM23 46H24V50H23ZM28 46V45H27ZM42 46V47H43ZM57 46H59L58 44L56 45V47ZM64 46H65V48H64ZM76 46H77V44H76ZM99 45H97L96 47V49H95V52H97V51H102V47L99 49V47H98ZM22 47V48H21ZM38 49H37V48ZM53 47V48H54ZM12 48H13V46H12ZM34 48L37 50V51H35L34 50ZM41 48V47H40ZM46 48L44 47V51H42L43 53L45 52V50H46ZM51 48L53 51H52V54H50L51 53V49H50V53H49V57H50V55H53V53H54V49H56V48ZM61 47H60V49H62ZM13 49V50H14ZM28 49V50H27ZM29 49H33V50H31V51H33V54L34 55H32V56H37L38 54V58L39 59H33L31 56L29 57V58H32L33 60H34V62H35V64L34 63H31V62H33L32 61V59H30L31 60V62H29L30 60H29V58L27 57V55H26V52L28 51V52H30L29 51ZM43 48H41V50H42ZM1 51V50H0ZM3 51H1V52H3ZM64 51H65V54H64ZM81 51V50H80ZM1 52H0V56H1ZM25 53V54H23V53ZM27 52V53H28ZM42 52H40V53H42ZM61 52H63V54H61ZM104 52H105V54H104ZM106 50H104L102 53L103 54H101V52L99 53L100 54V56L101 55H103V56H105L106 55ZM17 53H16V55H17ZM55 53H54V55H55ZM69 53H72L71 54V56L69 55ZM77 53V54H78ZM88 53V54H87ZM4 54L2 55V58H4ZM22 54H23V56H25L26 55V57H24L23 59H22ZM29 54V53H28ZM45 54V53H44ZM76 54V55H77ZM94 54H96V53H94ZM11 55V56H10ZM17 55V56H18ZM51 56L50 57V59H54L53 57H57V56ZM63 57H62V56ZM5 56H7V55H5ZM29 56V55H28ZM85 56V55H84ZM84 56H82L83 58H86V57H84ZM97 56V55H96ZM59 57V56H58ZM81 57V58H82ZM99 57V56H98ZM106 57V56H105ZM27 58V59H26ZM41 58V59H42ZM81 58H80V60H81ZM88 58V57H87ZM86 58V59H87ZM21 59V60H20ZM26 59V60H25ZM40 59V63H41V66H42V61L43 60H41ZM49 59V58H48ZM0 60H3V61H5L4 59H1V57H0ZM19 62H18V61ZM25 61L24 63H22V64H25V65H22L21 64V62L22 61ZM36 60V61H35ZM85 59H83V61H84ZM26 61H27V63H26ZM2 62V61H1ZM59 62V61H58ZM58 62H57V64H58ZM81 63H82V61H80ZM86 62H88V60L86 61ZM20 63V64H19ZM28 63H31V64H33L32 66H34V68L32 69V67H30V64H28ZM45 63V64H46ZM17 64V65H16ZM44 64V63H43ZM86 64V63H85ZM28 65V66H27ZM69 65V66H68ZM78 65H80V64H78ZM82 65H84L83 63L80 65V66H82ZM18 66V67H17ZM20 66H25V68L26 67H28V69L26 68V71H24L25 69L24 68H20ZM14 67H17V68H15L14 69ZM19 68V69H18ZM35 68H36V72L37 73H39L38 71H40V74H39V76H41L42 77V73H43V71L46 73V75H48L47 73L49 72L51 75H52V79L50 78L51 77V75L49 76H47V78H46V75L44 76L45 77V79H47V80H45L44 78H42L43 79V83L41 82V84H40V86L37 84L38 83V81L40 82L42 79H41V77H38V76H35V75H37V74H35L36 72H33L32 70H34L35 71ZM47 68V69H46ZM60 68V67H59ZM5 69V70H6ZM14 69V70H13ZM21 69H24V70H21ZM30 69H32V70H30ZM82 69H83V67H82ZM81 69V72H85V70L83 69L82 70ZM11 70V71H10ZM17 70L18 71H20V73L19 72H17ZM46 70V71H45ZM57 70H55V71H57ZM67 70H69V71H67ZM8 71H10V72H8ZM32 73H30V72ZM53 71V72H52ZM8 72V73H7ZM13 72V73H12ZM14 72H16L15 74H14ZM22 72V73H21ZM42 72V73H41ZM56 76H58L57 78L54 76V78H53V74ZM26 73V74H25ZM31 74L30 76H29V74ZM18 74H19V76H18ZM24 75V76H26V77H28V78H32V79H30V80H33V81H31V82H35V79L37 78V79H39V80H36L37 82L36 83H34V85L37 87V86H39V91L37 92V90H35V86L34 85H31V84H33V83H31L30 82V80H28V78H26V77H24V78H26L24 81H26L27 82V80L29 81V83L27 82H24L23 80H18V82L20 83V81H23V83H24V85H22V82H21V86L19 85V83H18V85L16 86V82H15V80H17V78L19 77V79L21 78V79H24L23 78V76H21V75ZM68 73H66V74H64V75H66L65 77L66 78H68V79H70V77H71V75H70V73L67 75ZM9 75V76H8ZM15 75V76H14ZM34 77H33V76ZM8 76V77H7ZM10 76H12L11 78L12 79H15V80H13V82L14 83H16V84H14L13 82H12V79L10 78ZM18 76V77H17ZM70 76V77H69ZM83 76V75H82ZM14 77H17V78H14ZM36 77V78H35ZM64 76H63V78L65 79V80H62V81H59V82H57V83H62L63 81H67L66 80V78H65ZM9 78V79H8ZM34 78V79H33ZM60 79H62V77H59ZM11 79V80H10ZM74 80H75V78H73ZM7 80H8V82H7ZM3 82V83H2ZM7 82V83H6ZM12 82V83H11ZM60 83V84H61ZM25 84H30L29 86H30V88H29V86H26ZM47 84V83H46ZM46 84L44 85L45 87H46ZM70 85V84H69ZM22 86H24V87H22ZM33 88H32V87ZM48 87H49V85H47ZM13 87H14V89H13ZM22 88V89H25V91L28 89L29 91H27V93L26 92H24V91H21V89H19V88ZM17 88V90H15ZM50 88V90H52V88L51 87H49ZM76 88V87H75ZM4 89V90H3ZM36 89H38V87L36 88ZM45 90V92L47 91H49V89H47V88H44ZM56 89V90H57ZM77 89V88H76ZM75 89V90H76ZM18 90H20L21 91V94L23 93L24 95L25 94H27V96H28V99L24 96V95H22V97L23 98H25V99H27V100H30V101H32V102H29V101H25L27 104H29V106L28 105H26V106H28V107H26L27 108V110L29 111V107H30V105L34 102L35 104H37L38 103V105H39V102L41 101V103L42 104H40L39 106L37 105V107H33L32 105H31V111H29V113H27V111H26V108L24 107V106H22L21 108H25V110H24V112H26V114H29V115H31L32 113H33V109L32 108H34L35 109V112H34V115L31 117V119H29L26 115H24L25 113H22V111H21V113H18V115L16 116V117H13V115L11 114V116H12V118L11 117H8L7 116V114H8V112H5L6 110L5 109H8V106H12L11 107V110H12V108L14 109V110H16L15 109V107L17 108V106H18V108H19V104H21V103H24V101L23 100H25V99H18V98H20V97H17V91ZM32 90L34 91V92H37V93H35V95H33V93H32ZM60 90V91H59ZM66 90H67V88H66ZM15 91V92H14ZM20 91H19V93H20ZM63 91H65V89L63 88ZM45 92H42V93H44V94H46ZM69 92V93H68ZM2 93V94H1ZM10 93V94H9ZM11 93H14V94H11ZM29 93H30V96L32 97V100L30 99L31 97L29 96ZM5 94H7V95H9V96H7V95H5ZM11 95V96H10ZM61 95V94H60ZM16 96V97H15ZM34 96H36V97H34ZM68 96V97H67ZM5 97V98H4ZM10 97H12V98H10ZM21 97V98H22ZM30 97V98H29ZM56 97H59V96H56ZM7 98V99H6ZM35 98L37 99V100H35ZM38 98L40 99L41 98V100H39L38 101ZM54 98V99H53ZM4 99V100H3ZM15 99H18V100H16V101H14ZM66 99H67V101H66ZM45 100V101H44ZM23 101V102H22ZM44 101V102H43ZM59 101V102H58ZM3 104H2V103ZM7 102V103H6ZM21 102V103H20ZM48 102H46L47 104H48ZM6 103V104H5ZM13 103H15V105H17V106H15L14 105V107H13V105L12 104ZM18 103V104H17ZM26 103H24V105L26 104ZM31 103V104H30ZM4 104L6 105V106H4ZM46 104V105H47ZM72 103H68V105H71ZM1 105H2V107H3V109L1 108ZM23 105V104H22ZM42 105V106H41ZM46 105H44V106H46ZM55 107H56V105H54ZM65 106V105H64ZM63 106V108H62V110H66L65 109V107ZM66 106H67V104H66ZM69 107V106H68ZM67 108V107H66ZM20 109V108H19ZM40 109H39V112H40ZM13 110V111H14ZM21 110V109H20ZM20 110H18L17 109V111L15 112L14 111V113H17V112H19ZM8 111H10V110H8ZM13 111L11 112V113H13ZM44 111V112H43ZM55 111H56V109H55ZM7 113V114H6ZM10 113V112H9ZM37 113H36V115H37ZM56 113V114H55ZM259 113H260V117H264V106H262L261 107V110L259 111ZM4 114H6V116L4 115ZM56 115L55 116V118H54V115ZM58 114H60V115H62V117L59 115V117L57 116ZM9 115V114H8ZM15 115V114H14ZM26 116V117H24V116ZM67 115V114H66ZM66 115H64V117L66 116ZM4 116V117H3ZM10 116V115H9ZM21 116V117H20ZM23 116V117H22ZM44 116V117H43ZM71 117V118H73V115L71 116V115H69L68 114V117ZM77 116V117H76ZM78 117L79 118H81V120H79L78 119ZM9 118H11V119H9ZM19 118V119H18ZM27 118V119H26ZM45 119V120H47V121H45V120H43V119ZM67 118V117H66ZM16 119H18L17 121L18 122H14V121H16ZM23 119V120H22ZM61 119V120H60ZM11 121L10 122V124H7V123H9V121ZM33 122H32V121ZM36 120V121H35ZM64 120H63V122H64ZM79 120V121H78ZM43 122V124H42V122ZM44 121L46 122V123H44ZM72 121L74 122V123H76V125H75V127L78 129H74V131H70L71 130V126H72ZM6 123V125H5V123ZM25 123V122H28V125H29V122H31V123H35L36 124V126L35 125H30V127H31V129H33L32 131H33V133H36V134H38L39 135V137H37V135H36V138H38L37 140L36 139H33V140H36V142H34L31 138H29L28 139V136L29 135H32V133L30 132V131H28L27 130V127H28V125H27V123H25L26 125H27V127L25 126V125H23V126H25L24 127V129H26L27 131H28V133H27V135H26V132L25 131H23V129H21L20 130V128L19 127H15L14 128V126H13V124L11 125V123ZM38 122V123H37ZM40 123V124H39ZM52 123V125H51V128H50V124ZM67 124H68V122H66ZM72 123V124H71ZM85 123V122H84ZM39 124V125H38ZM42 124V125H41ZM60 124H62L63 125V127H62V125H61V127H60ZM9 125V126H8ZM14 125H16V124H14ZM18 125V124H17ZM74 125V124H73ZM85 125V124H84ZM33 126V127H32ZM43 126H44V128H43ZM78 126H79V128L81 129L82 128V130H80L79 131V128H78ZM81 126H83V125H81ZM7 127V128H6ZM20 127H21V125H20ZM29 127V128H30ZM35 127H38V130H37V128H35ZM45 127H48V128H46V130H45ZM74 127V128H75ZM2 128V129H1ZM11 130H9V129ZM22 128V127H21ZM40 128H43L44 130H45V132L47 131V133H45L44 131H43V129L41 130ZM61 128V129H60ZM5 129H7V131L5 130ZM55 129V130H54ZM70 129V130H69ZM8 130H9V132H8ZM19 131V133H18V131ZM54 130V131H53ZM70 132H69V131ZM73 130V129H72ZM15 131H16V133H15ZM39 131V132H38ZM75 131H78L79 132V134H76V132ZM82 131V132H81ZM14 132V133H13ZM42 132H43V134L45 133V135L46 134H49V135H46V137H43L44 135L42 134ZM51 134H50V133ZM65 132H68V133H65ZM77 132V133H78ZM81 132V133H80ZM8 133V134H7ZM13 135H12V134ZM23 133V134H22ZM61 133H63L64 135H62L64 138H62L61 136H57V135H61ZM69 133H71V135H69ZM73 133V134H72ZM74 133H75V135L77 136H79V138H74V139H76V141H77V139H79V141H77V142H79V143H81L80 145H79V143H77L78 145H79V150H77L78 149V146H76V145H74L76 148H73V150L75 149V151L77 150V151H79L80 152V155H77V151L75 152V153H73V152H69L68 154V157L69 156H71V159H72V156L73 157H76L75 159H72L73 161L74 160H76L77 159V162L76 161H74L73 163L72 162H70V163H65L64 164V162L65 161H67V160H65V158H67V154L66 155H64L65 153L64 152H66V149H67V147L69 148V146H72L73 144H75V143H73V142H70V140H69V138L70 139H72V137H76V136H73L74 135ZM16 134V135H15ZM18 134V135H17ZM29 134V135H28ZM40 134H41V136H40ZM53 134V135H52ZM69 135V136H67V138H68V140H67V138H66V135ZM2 135V136H1ZM15 135V139H12V138H14L13 136ZM24 135V137H22V136ZM52 135V136H51ZM10 136V137H9ZM33 136H34V134H33ZM33 136H31V137H33ZM77 136V137H78ZM19 137L21 138L20 140H19ZM27 137V138H26ZM51 137V138H50ZM58 137H61L63 140H65L64 142L65 143H63V141L59 138V141H58ZM81 137V138H80ZM28 139V140H25V139ZM35 138V137H34ZM10 139H12V140H14L13 142H11L12 140H10ZM23 139V140H22ZM44 139H45V141H44ZM8 140V141H7ZM17 140V141H16ZM42 140V141H41ZM59 142L58 143V145L56 144V147L58 146V148H56V147H54L55 146V144H53L54 142L55 143H57V141ZM61 140V141H60ZM49 143L50 142V145H48V147H47V145H45L47 142ZM74 142H75V140H73ZM5 142H7V143H5ZM10 142V143H9ZM25 142V143H24ZM32 142V143H31ZM40 142L43 144V145H45V146H43V147H41V144H40ZM62 143V145L64 146L65 145V148H63V149H65V151H62L61 150V148L63 147V146H60V144ZM66 142L68 143H70L69 144V146H66V145H68V144H66ZM20 143H22V144H20ZM31 143V144H30ZM45 143V144H44ZM73 143V144H72ZM20 144V145H19ZM8 147H7V146ZM18 145V146H17ZM27 147H26V146ZM30 145H33V146H35V147H33L32 146V148L34 149L33 150V152L31 151V147H30ZM9 146H11V147H9ZM49 146H50V148H49ZM27 148V149H24V148ZM44 147H46V148H44ZM61 147V148H60ZM73 147V146H72ZM71 147V148H72ZM81 147H83V148H81ZM36 148H38V152H40L41 151V149H45V150H42L41 151V153H40V155L41 156H39V154H38V152H37V150H36ZM55 148H56V151H58V149H60V151L59 152H61L62 151V157H63V155L65 156V158L63 157V160H62V158H61V155H60V157L58 156L57 158H58V160L60 161H58L57 159H55L56 157H54L57 153H58V155L60 154L59 152H55L54 150H55ZM40 149V150H39ZM89 149V148H88ZM30 150V151H29ZM48 150H50L49 151V155L46 153V156H44V152L43 151H45V152H48ZM72 149H70V151H71ZM53 151V152H52ZM69 151V150H68ZM28 152V153H27ZM30 152V153H29ZM34 152H35V154H34ZM55 152V153H54ZM5 153V154H4ZM42 153H43V156L45 157V158H43V156H42ZM53 153V154H52ZM12 154V155H11ZM34 154V155H33ZM71 154V155H70ZM74 154H75V156H74ZM79 154V153H78ZM2 155H5V156H3L2 157ZM35 156L34 157V160L32 159V157H30V156ZM48 155V156H47ZM52 155V156H51ZM27 156L30 158V159H28L27 158ZM49 156H51V157H54V158H52L53 159V161H52V159L49 157ZM5 157H6V161H4V159H5ZM16 157V158H15ZM23 157H24V159H23ZM39 157H41L40 159H38ZM42 158H43V160H42ZM48 159V161L50 162V161H52V164H51V169H49V166H50V163H48V161H47V159ZM60 158V159H59ZM245 158V159H244ZM14 159V160H13ZM18 161V163H19V165L17 164V161ZM27 159L28 160H30V162H32V163H30L29 162V164L28 163H26L27 162ZM50 159V160H49ZM68 159V158H67ZM25 160H26V162H25ZM32 160V161H31ZM36 160H37V162H36ZM46 162H45V161ZM11 161H12V164H10L11 163ZM14 161V162H13ZM61 161L63 162V165H62V163H61ZM68 161H71L70 160V158H69V160ZM67 161V162H68ZM16 162V163H15ZM33 162H35V163H33ZM43 162H45L46 164H43L44 165V167H43V165H42V169L43 170H41L40 171V169H41V167H40V164H42ZM56 162V165H54L53 166V164ZM39 165V167L40 168H36L35 170H38L37 172H35V170H34V172L36 173H33V172H30V171H33V170H31L30 168V171L29 170H27V168L29 167V165L30 164H32V167L34 166V164L35 165H37V164ZM48 163V164H47ZM59 163H61V164H59ZM5 164V165H4ZM23 164H25V166L23 165ZM61 167V166H63V168L61 167V168H59L60 169V171H59V169L57 168L58 167V165ZM7 165V166H6ZM13 165V166H12ZM17 165V166H16ZM27 165H28V167H27ZM75 166V168H76V166H80V164L78 165H76V164H74ZM8 166H10L9 168H8ZM15 166V167H14ZM19 166V168L18 169H15V168H17ZM21 166V167H20ZM48 166V167H47ZM66 166V167H67ZM14 169H13V168ZM24 167V168H23ZM27 167V168H26ZM30 167H31V165H30ZM31 167V168H32ZM36 167V166H35ZM38 167V166H37ZM54 167V168H53ZM20 168L22 169V170H20ZM26 168V169H25ZM44 168H45V171H46V175H47V173L48 172H50V176H42L41 178H40V176L39 175H42V174H44L45 173V171H44ZM57 168V171H59V172H57L55 169ZM46 169H49L48 171L46 170ZM53 169V170H52ZM9 170V171H8ZM15 170V171H14ZM28 171V172H30L29 174H30V176H29V174L26 172V171ZM51 170V171H50ZM5 171H6V173H5ZM12 171H13V173H12ZM18 171V172H17ZM40 171V172H39ZM44 171V172H43ZM54 171H55V173H54ZM63 171V170H62ZM25 172H26V176H25ZM5 173V174H4ZM12 173V174H11ZM15 173V175H13ZM17 173V174H16ZM38 173V174H37ZM42 173V174H41ZM51 173H52V175L54 176V177H52V175H51ZM59 173V174H58ZM10 174V175H9ZM28 174V175H27ZM31 174H32V176H31ZM56 174H57V176H56ZM8 177V175H9V177H11L10 179H9V177L7 178L6 176ZM35 175H36V177H35ZM29 176V177H28ZM16 177H18V178H16ZM26 177V178H25ZM30 177H32V178H30ZM38 177V178H37ZM45 177V178H44ZM37 178V179H36ZM40 178V179H39ZM45 179L47 182H45V180H42V179ZM56 178H58V179H56ZM17 181H16V180ZM30 179V181H27V180H29ZM47 179H49V182H51V183H49L48 182V180ZM52 179V180H51ZM64 179V177H61L60 179H59V181L61 180V182H62V180ZM65 179H66V181H69V177H65ZM71 179H72V177L70 178V181H71ZM5 180V181H4ZM14 180V181H13ZM21 180V181H20ZM32 180V181H31ZM38 180V181H37ZM33 181H34V183H33ZM40 181H41V184H39L40 183ZM58 181V182H59ZM65 181V180H64ZM65 181V182H66ZM7 182V183H6ZM31 182L33 183V184H31ZM36 182H38V183H36ZM57 182V183H58ZM65 182H63V183H65ZM36 183V184H35ZM49 185H48V184ZM69 183H72L73 185L75 184V183H73V180L71 181V182H69ZM78 183V182H77ZM77 183H76V185H74L73 186V188L76 186V189L74 190V189H70L71 191L73 190V192L71 193V191H70V193H71V195H74V198L77 196V198L78 199H82L81 197L83 196L82 194H81V192L83 191V187H82V189H81V186H80V188H79V183H81V182H79L78 184L79 185H77ZM3 184H6V185H3ZM7 184L8 185H10V187L11 188H9V186H7ZM31 185L30 187L28 186V185ZM38 184V185H37ZM43 184V185H42ZM56 184V183H55ZM84 184V183H83ZM83 184H81V185H83ZM26 185V187H27V189L26 188H24V186ZM34 185V186H33ZM44 185H46V186H44ZM48 185V186H47ZM52 185L53 184H51V188H52ZM114 187H113V186ZM115 185H117V184H115ZM38 188H37V187ZM43 186V187H42ZM4 187V188H3ZM6 187V188H5ZM34 187V188H33ZM46 187H48V188H46ZM78 187V188H77ZM97 187V186H96ZM120 187L121 188H128V186L127 185H125V184H123V185H120ZM10 190H9V189ZM15 188V189H14ZM30 188V189H29ZM41 189V191H40V189ZM112 188H114L113 190H111ZM14 189V190H13ZM39 189V190H38ZM79 189H81V191L79 190ZM100 189V187L98 188V190ZM21 190V191H20ZM28 190V191H27ZM31 190V191H30ZM38 192H36V191ZM101 190L102 189H100V192H101ZM6 191V192H5ZM9 191V192H8ZM41 193H40V192ZM43 191V192H42ZM78 192L79 191V194L77 193L76 194V192ZM92 191V190H91ZM103 191V190H102ZM112 191H114V192H112ZM116 191V192H115ZM118 191V192H117ZM4 192L5 193V196H4V194H2V193ZM33 192V195L35 196V194L37 193V194H41L40 196L38 195L37 196V194H36V196L37 197H39L40 199H38L37 197V199H35V197L33 196V198L32 197H29V196H32V194L31 193ZM48 192H45L44 194H47ZM100 192H98V193H100ZM30 195H29V194ZM57 193V192H56ZM76 195H75V194ZM98 193H95L94 192V194H98ZM118 193V194H117ZM8 194V195H7ZM16 194V195H15ZM51 194H49L48 193V195L50 196L49 198H51L50 199V201L53 199L51 196H53V195H51ZM54 194H55V191H54ZM94 194H92V196H94ZM101 194H102V192H101ZM124 194H126V192L124 193ZM18 195V196H17ZM48 195H46V196H48ZM82 195V196H81ZM8 196V197H7ZM14 196V197H13ZM26 196H28V197H26ZM45 196V197H46ZM80 196V197H79ZM96 196H98V195H96ZM4 197V198H3ZM26 199H25V198ZM44 197V196H43ZM54 197H55V195H54ZM60 197H62V195L60 196ZM84 197V196H83ZM7 198V199H6ZM29 198V199H28ZM157 201H158V205H159V207H163L164 205H166V203L167 202H169V195L168 194H163V195H161V194H159V195H157ZM24 199V200H23ZM31 199V200H30ZM33 199V200H32ZM35 199V200H34ZM60 199V198H59ZM7 200V201H6ZM23 200V201H22ZM27 200L29 201L28 203H29V205H28V203H25V202H27ZM39 200H42V201H40L39 202ZM54 200V199H53ZM11 202V204H10V202ZM34 201H35V203H34ZM38 203H37V202ZM49 200H48V203L50 202ZM94 201V200H93ZM8 202H9V204H8ZM19 203V202H23V203H25V204H23V206H24V208L22 207V209H20V212H18L17 211V209H15L13 206H11L12 204H16V203ZM30 203H32L31 205H30ZM52 204V205H53ZM33 205V206H32ZM34 205H35V208H34ZM47 205V204H46ZM28 206H32V208L33 209H37L36 207H38V211L39 212H36V211H34L33 209H31V207H28ZM58 206H60V204L58 205ZM117 206H120V209H118V210H116L117 208H119V207H116ZM6 207V208H5ZM12 207V208H11ZM27 207V208H26ZM2 209V210H1ZM4 209V210H3ZM7 209V210H6ZM9 209H10V211H9ZM13 209V210H12ZM82 209V208H81ZM6 210V211H5ZM19 210V209H18ZM24 210H26L27 211V215L29 214L30 215V217H28L26 214H25V216H24V213H25V211ZM29 210H31V211H29ZM13 213H12V212ZM17 211V212H16ZM22 211H24V213L22 212ZM30 212V213H29ZM34 212H36V213H34ZM59 212H61V213H59ZM32 213V214H31ZM39 215H38V214ZM43 213V214H42ZM35 214V215H34ZM78 214V215H77ZM43 215V216H42ZM61 215V216H60ZM250 215H253V218H252V220L254 221L253 223L250 221V219L248 218V216H250ZM11 216V217H10ZM24 216V217H23ZM32 216V217H31ZM35 216V217H34ZM37 216H40L41 218V220L39 219V217H37ZM64 216V217H63ZM6 217H8V218H6ZM16 217V218H15ZM34 217V218H33ZM44 217V218H43ZM59 217H61L60 219H59ZM30 218V219H29ZM40 220L39 222H40V224H41V227L39 226H37L38 224H39V222H38V220ZM5 219V220H4ZM33 219V220H32ZM38 222V224L37 223H35L36 221ZM23 220V221H22ZM55 220V221H54ZM56 220H57V222H56ZM83 221V223H82V221ZM84 220H87L86 221V223L87 224H84ZM20 221V222H19ZM26 221V222H25ZM43 221H45L46 223H47V225H46V223L44 222L43 224H45V225H42V222ZM80 221V222H79ZM4 222V223H3ZM25 223V224H24ZM12 224V225H11ZM28 224V225H27ZM37 224V225H36ZM48 224H50V228H48ZM32 225V226H31ZM36 225V226H35ZM5 226V227H4ZM44 226H45V229L47 228V230H49V231H46V230H44ZM25 227V228H24ZM42 228V232H43V234H44V232H45V235H42L41 234V236H39L40 234L39 233H36V232H38L37 231V229L36 228ZM24 228V229H23ZM35 228V229H34ZM44 230V231H43ZM41 231V230H40ZM41 232V233H42ZM35 233L38 235L37 237H36V239H35ZM70 236V237H69ZM72 237H73V239H72ZM115 237H116V239H115ZM31 242V243H30ZM72 242V243H71ZM80 242H84L85 244H82L81 243V245H80ZM128 242V243H127ZM133 242V241H132ZM74 244H75V246H74Z\"/></svg>",
  "mask_w": 264,
  "mask_h": 264
}]
</instances>
